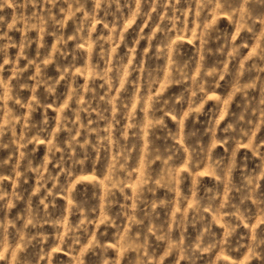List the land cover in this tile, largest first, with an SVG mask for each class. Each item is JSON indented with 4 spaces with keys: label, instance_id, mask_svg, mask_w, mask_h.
I'll list each match as a JSON object with an SVG mask.
<instances>
[{
    "label": "clouds",
    "instance_id": "clouds-1",
    "mask_svg": "<svg viewBox=\"0 0 264 264\" xmlns=\"http://www.w3.org/2000/svg\"><path fill=\"white\" fill-rule=\"evenodd\" d=\"M0 264H264V0H0Z\"/></svg>",
    "mask_w": 264,
    "mask_h": 264
},
{
    "label": "rangeland",
    "instance_id": "rangeland-1",
    "mask_svg": "<svg viewBox=\"0 0 264 264\" xmlns=\"http://www.w3.org/2000/svg\"><path fill=\"white\" fill-rule=\"evenodd\" d=\"M50 111H51V110H50ZM200 172H201V174H203V173H204V170L201 169ZM90 191H91V190H90ZM108 242L110 243L111 241H108ZM59 256L62 257V258H66V257H65V253H63V252L59 253Z\"/></svg>",
    "mask_w": 264,
    "mask_h": 264
}]
</instances>
